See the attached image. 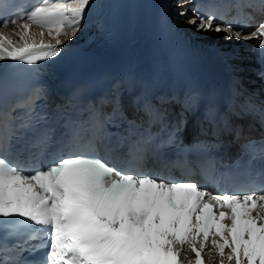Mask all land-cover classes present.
<instances>
[{
    "label": "snow or ice",
    "instance_id": "snow-or-ice-1",
    "mask_svg": "<svg viewBox=\"0 0 264 264\" xmlns=\"http://www.w3.org/2000/svg\"><path fill=\"white\" fill-rule=\"evenodd\" d=\"M90 3L37 0L30 11L4 19L0 26L26 22L13 33L19 44L0 33V61L34 66L58 57L63 51L59 37L75 38ZM261 6L264 10V0ZM188 23L197 32H224L226 40H255L264 57V22L247 35L243 28L217 24L213 15L196 13ZM31 25L46 29L55 43H45L43 31L39 42L31 39ZM40 98L20 99L13 111L28 108ZM159 100L179 105L173 120L140 95L132 101L139 117L130 120L121 98L115 96L106 98L110 111L93 105L86 121L60 133L55 141L59 147L50 161L45 157L50 154L54 129L18 150L17 161L0 156V264H184V260L205 264L202 254L206 250L209 259L213 252L220 257L219 264H264V191L214 193L195 180L171 175L172 170L185 176L198 170L206 178L214 170V158L199 153L219 148L225 133L239 141L243 127L233 125L228 115H220L218 104L206 105L197 124L200 133L211 139L185 145L187 114L199 107L198 94ZM225 111L251 114L245 106L237 113L232 101L225 103ZM258 111L264 127V108ZM117 121L128 128L112 144L106 125ZM157 125L158 130L153 131ZM14 135L0 139V152L12 148ZM257 144L258 148L253 147ZM174 146L180 150L170 157L167 149ZM243 147L252 148L249 163L264 165V139ZM101 150L118 152L125 167H109L98 157ZM149 157L169 172L168 179L132 171ZM41 162L47 167H39ZM261 176L264 178V169ZM185 252L193 253L195 260L188 259ZM37 253H42L40 259L28 258Z\"/></svg>",
    "mask_w": 264,
    "mask_h": 264
},
{
    "label": "bare ground",
    "instance_id": "bare-ground-1",
    "mask_svg": "<svg viewBox=\"0 0 264 264\" xmlns=\"http://www.w3.org/2000/svg\"><path fill=\"white\" fill-rule=\"evenodd\" d=\"M91 1L96 5V7L100 8L101 11L104 12V11L107 10L108 7H109V5L106 4V2L111 3L113 0H103V3L98 2V0H91ZM180 5H183V4L181 3ZM182 9H183V8H182ZM184 9H185V7H184ZM31 29H32L33 32L36 34V36L39 35V33L42 32V31L46 34V36L48 35L46 29H41V28L37 27L36 25H32V26H31ZM31 29H30V30H31ZM17 31H20V30H19V29H15L13 32H9V34H8L7 30H3V32H2V30H1V33L4 34V35H6V36H8V37L11 38L12 40H15V39H18V38H17L16 36H14L13 33H14V32H17ZM210 33H211V32H206L205 34H203V40H205V41L208 42V43L210 42V44H211L212 46H214V47L217 46L218 48H220L221 50H223V51H225V52H226L227 50H228V51H231V50L234 49V48H236V50L239 49V48H237V46L235 47V45H233V47H232V46H228L226 42L229 41V40H224L223 38H222V42H221L220 44L215 43L213 40L211 41ZM79 34H80V33L78 32V35H79ZM36 36H33V39H37ZM75 37H76V36H75ZM46 39H47V41H55L54 39H52V38L49 37V36H47ZM59 39H67V37L61 36V37H59ZM225 41H226V42H225ZM221 44H224V45L222 46ZM226 46H227V49L225 48Z\"/></svg>",
    "mask_w": 264,
    "mask_h": 264
}]
</instances>
